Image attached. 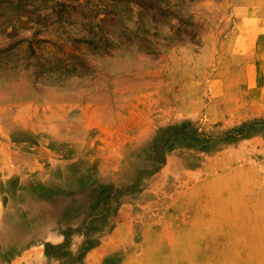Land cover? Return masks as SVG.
I'll return each mask as SVG.
<instances>
[{"label":"rangeland","instance_id":"1","mask_svg":"<svg viewBox=\"0 0 264 264\" xmlns=\"http://www.w3.org/2000/svg\"><path fill=\"white\" fill-rule=\"evenodd\" d=\"M0 264H264V0H0Z\"/></svg>","mask_w":264,"mask_h":264}]
</instances>
